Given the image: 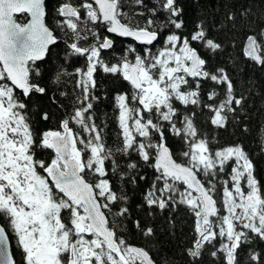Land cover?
I'll return each instance as SVG.
<instances>
[{"label": "snow or ice", "instance_id": "snow-or-ice-1", "mask_svg": "<svg viewBox=\"0 0 264 264\" xmlns=\"http://www.w3.org/2000/svg\"><path fill=\"white\" fill-rule=\"evenodd\" d=\"M216 12L0 0V264H264V0Z\"/></svg>", "mask_w": 264, "mask_h": 264}, {"label": "trees", "instance_id": "trees-1", "mask_svg": "<svg viewBox=\"0 0 264 264\" xmlns=\"http://www.w3.org/2000/svg\"><path fill=\"white\" fill-rule=\"evenodd\" d=\"M226 3H229L230 6H236L238 4V0H225ZM202 4L204 6V11L208 16L209 22H215L216 20L219 19V15L216 12V8L218 7V0H202ZM257 107L260 106V101L257 100ZM255 111V110H253ZM260 117H255L254 116V121L255 123L252 124V128L255 129L256 124H258L260 122ZM258 137H254L252 132H250L249 134H247V137L245 139L246 143L251 144L253 147H255V140ZM257 164L258 167L261 171H264V161L261 160H257ZM187 217L184 216L183 213H181L178 217H177V237L178 239L181 236V229H183L184 233H187Z\"/></svg>", "mask_w": 264, "mask_h": 264}]
</instances>
